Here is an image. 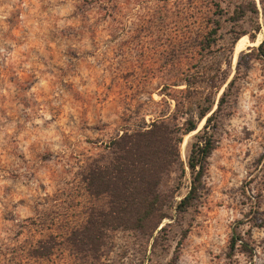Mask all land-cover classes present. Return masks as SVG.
Masks as SVG:
<instances>
[{"label": "rangeland", "instance_id": "374dc122", "mask_svg": "<svg viewBox=\"0 0 264 264\" xmlns=\"http://www.w3.org/2000/svg\"><path fill=\"white\" fill-rule=\"evenodd\" d=\"M263 42L264 0H0V264H264ZM232 80L200 202L73 247L107 206L83 176L111 142L201 97L216 110ZM189 187L180 166L161 184L173 206Z\"/></svg>", "mask_w": 264, "mask_h": 264}, {"label": "trees", "instance_id": "16d2710c", "mask_svg": "<svg viewBox=\"0 0 264 264\" xmlns=\"http://www.w3.org/2000/svg\"><path fill=\"white\" fill-rule=\"evenodd\" d=\"M251 38L255 40L254 36ZM236 43L237 40L233 46H237ZM263 46L264 42L251 50L261 52ZM204 75V72L199 73L200 77ZM234 81L223 91L216 110L212 104L203 108L201 97L198 107L191 106L181 115L178 109L172 114L163 112L146 128L126 130L115 138L108 146L110 155L94 161L83 176L86 190L93 197L106 198L107 206L105 210L90 214L83 225L70 229L66 235L68 242L73 247L95 253L108 232L123 230L153 236L165 219L174 218L171 210L185 213L197 205L202 198L208 160L214 151L210 127L223 108ZM186 85L189 88L198 82L187 81ZM196 118L203 121L202 126L205 123L198 133ZM192 134H195L194 142L184 163L181 145L185 136ZM175 166L181 167L184 177L189 175L190 187L186 196L173 206L174 197L163 193L161 184ZM236 244L237 241L233 247Z\"/></svg>", "mask_w": 264, "mask_h": 264}, {"label": "bare ground", "instance_id": "6f19581e", "mask_svg": "<svg viewBox=\"0 0 264 264\" xmlns=\"http://www.w3.org/2000/svg\"><path fill=\"white\" fill-rule=\"evenodd\" d=\"M243 39H245V38H243ZM239 42V41H238ZM244 43H243V41L241 40L240 42H239V44H238V46H236L237 48H236V54H235V56L237 57L238 56V54L241 52V50L244 48ZM246 47V46H245ZM244 50V49H243Z\"/></svg>", "mask_w": 264, "mask_h": 264}]
</instances>
